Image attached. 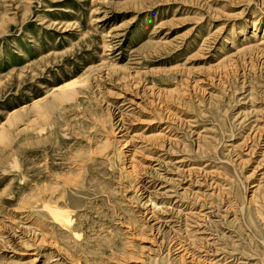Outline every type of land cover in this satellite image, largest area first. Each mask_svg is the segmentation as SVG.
Here are the masks:
<instances>
[{
  "label": "rangeland",
  "instance_id": "obj_1",
  "mask_svg": "<svg viewBox=\"0 0 264 264\" xmlns=\"http://www.w3.org/2000/svg\"><path fill=\"white\" fill-rule=\"evenodd\" d=\"M0 264H264V0H0Z\"/></svg>",
  "mask_w": 264,
  "mask_h": 264
},
{
  "label": "bare ground",
  "instance_id": "obj_2",
  "mask_svg": "<svg viewBox=\"0 0 264 264\" xmlns=\"http://www.w3.org/2000/svg\"><path fill=\"white\" fill-rule=\"evenodd\" d=\"M78 83H77V81H71V82H68V83H66V84H64L62 86L54 88L52 93H51L52 98H53V102H56V101L63 102V101H65L67 99V97H68V94H69L68 91L72 90L74 87H76L78 85ZM38 102H40V100L35 101L34 104L36 103L35 105H37ZM53 102L51 101L49 103V101H48V104L45 107H43L45 112H49V111H51L54 108ZM16 112L17 111H14L12 114H15Z\"/></svg>",
  "mask_w": 264,
  "mask_h": 264
}]
</instances>
